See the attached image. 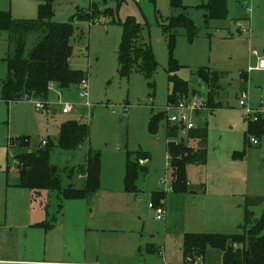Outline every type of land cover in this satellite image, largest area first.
I'll return each instance as SVG.
<instances>
[{
    "label": "rangeland",
    "instance_id": "1",
    "mask_svg": "<svg viewBox=\"0 0 264 264\" xmlns=\"http://www.w3.org/2000/svg\"><path fill=\"white\" fill-rule=\"evenodd\" d=\"M207 3L182 0L181 7H173L171 0H126L121 5L118 0H54V19L59 23L73 21L80 12L99 17L78 20L72 39V68L88 76L89 106L79 97L78 86L56 87L44 101L46 109L24 101L12 113L11 124L18 131L27 128L35 145L47 141L51 163L64 170L62 191L71 187L68 170L83 169L90 151L100 153V187L89 199H66L60 190L33 193L13 187L18 177L13 162L17 152L7 147L9 105L0 102V264L7 263L1 259L74 263L87 254L114 259L115 264L181 262L184 235L201 231L199 225L213 224L218 213L236 214L234 231L243 234L245 208L258 217L264 212V137L258 145L251 143L255 137L248 133L250 118L239 105L245 83L252 103H263L264 108V72L247 74V82L241 77L255 63L253 52L264 56V0H229V15L223 20L206 17ZM38 8L35 0H0V12L16 20H36ZM108 11L114 12L115 22L105 17ZM128 18L142 24L144 41L152 48L157 72L151 80L140 71L129 76L120 73L118 50L122 24ZM172 18L188 19L193 28L182 24L170 30ZM240 22L244 23L241 28ZM37 42L36 35L27 37V53ZM12 51L9 32H0V85L8 76L5 60ZM171 61L178 65L176 74L188 83L190 94L194 91L207 98L198 77L200 69L222 74L217 101L223 107L206 110L195 119L198 126L208 128V162L187 169L186 192L173 189L167 122L161 119L154 132L150 129L153 117L163 116L170 101ZM64 103L73 106L69 116L62 114ZM70 121L87 126L89 139L76 150L64 151L58 145L59 135ZM14 128L12 133H17ZM139 153L148 155L147 168L137 182L140 191L129 194L127 161L129 154L136 159ZM162 180H168L166 185ZM74 185L79 188V183ZM163 190L166 216L160 220L149 204L153 193ZM32 215L41 217L40 224H50V229H39L36 248L17 247L20 237L32 241L31 235L27 239L28 232L20 230ZM6 237L14 239L17 249L3 242ZM151 245L159 252L149 254ZM209 256H205L208 264L214 258V263L220 260L214 252Z\"/></svg>",
    "mask_w": 264,
    "mask_h": 264
},
{
    "label": "trees",
    "instance_id": "2",
    "mask_svg": "<svg viewBox=\"0 0 264 264\" xmlns=\"http://www.w3.org/2000/svg\"><path fill=\"white\" fill-rule=\"evenodd\" d=\"M35 1L39 4V15L36 20H16L10 13L0 12V32H9L10 42L13 45L12 53L5 60L8 65V77L2 82L0 91V99L7 103L21 101L25 94L43 101L48 98L52 84H56L60 89L70 90L88 78L84 72L71 67L74 48L72 39L75 36V23L78 20L92 21L99 17L88 12H80L73 21L59 23L54 19V0ZM125 1L118 0V3L121 5ZM171 4L173 7H181L182 0H171ZM205 8L208 11L207 18L223 20L229 15V0H208ZM104 15L106 18H111L113 22L116 21L113 11H108ZM182 24L193 28L192 22L188 19L172 18L169 23L170 30ZM122 25L123 36L118 50L120 73L123 76H129L133 71H140L148 80H151L157 72V62L151 46L144 41L142 24L135 18H128ZM32 34L37 36L38 42L27 53V37ZM170 66L168 76L171 95L168 104H177L197 92L193 91L190 94L188 83L176 74L179 67L174 61H171ZM198 77L207 90L208 108H222V103L217 101L221 91L222 74L211 69H200ZM241 77L244 82L248 81L247 73L242 72ZM242 87V90L246 89L245 83ZM161 119L167 122L165 112L163 116L153 117L150 123L151 131L154 132ZM248 133L257 139L264 137V117L257 123L249 122ZM208 135L207 125H204L191 132L188 143H167L174 192L188 191L187 169L189 166L206 165ZM167 137H177L176 132L172 129L168 131L167 128ZM88 139L89 128L70 121L62 126L58 145L64 151H72L78 149ZM24 145L23 141L19 142V147ZM48 146L47 143L35 152H24L15 156L14 159L18 162L16 168L19 171L17 187L32 191H62L64 170L51 163ZM136 155L134 159V154H129L127 161L125 176L127 193L139 191L137 182L147 168L141 167L139 160L141 156L146 157L147 154ZM76 171H82L85 175L83 186L65 189L62 191L64 197L66 199L91 198L100 187V153L90 151L84 168ZM76 171L71 170L70 175ZM158 194L153 201L155 206L165 199L164 193ZM244 229L243 234L233 235L187 234L183 239L184 255L185 257L189 255L207 257L211 255V252H216L223 264H264V214L259 219H255L247 206Z\"/></svg>",
    "mask_w": 264,
    "mask_h": 264
},
{
    "label": "crops",
    "instance_id": "3",
    "mask_svg": "<svg viewBox=\"0 0 264 264\" xmlns=\"http://www.w3.org/2000/svg\"><path fill=\"white\" fill-rule=\"evenodd\" d=\"M251 20V19H250ZM253 22V20H251L250 21V26H251V23ZM241 23H243V22H240L239 23V25L241 24ZM244 24V23H243ZM253 25V24H252ZM71 67H72V64H71ZM9 72V71H8ZM245 73H247V72H245ZM8 77V76H7ZM4 81V80H3ZM2 81V82H3ZM1 87H2V84L0 85V91H1ZM59 88L56 84H52L51 85V87H50V89H49V91H50V93L53 91V90H55V88ZM242 88L243 87H241V90H242ZM220 96V95H219ZM47 100V99H46ZM46 100H43V101H46ZM0 102H4L3 100H1L0 99ZM249 102H250V104L253 106V107H255V108H257L258 106H259V104L258 105H254L253 103H252V101H251V99L249 98ZM4 103H6L7 105H9V107H8V110H9V116H8V123H9V135H8V138H7V142H8V144H7V147H9L10 149H12V150H16V152H17V154H20V153H32V152H35V151H37V150H39L41 147H44L43 146V141L41 142V144H39V145H35V143L32 141V138H31V136L30 135H27L26 133H28V131H27V128H25V130H20V131H18L17 130V128H14L13 126H12V124H11V118H12V113L13 112H17V111H19L20 110V108H19V105H21V104H23L24 103V100H21V101H17V102H9V103H7V102H4ZM29 103V102H28ZM64 104H68V103H64ZM46 108H47V105H46ZM72 113V112H71ZM70 113V114H71ZM63 114V113H62ZM70 114H63L64 116H69ZM23 120L24 121H26L27 119L26 118H23ZM199 127H202V126H199ZM16 129L17 130V133H12V129ZM12 135H15V136H12ZM60 136V135H59ZM9 138H10V141H9ZM24 140V139H28L29 140V144L28 145H24V146H22V147H19V142L21 141V140ZM6 141V139H3V142H5ZM14 142H18V144H17V146H16V144H14ZM169 142V141H168ZM148 155H146V157H147ZM208 162V161H207ZM207 164V163H206ZM194 166H196V165H194ZM200 166H205V165H200ZM14 167L16 168V165L14 164ZM190 167H193V166H189L188 167V170H189V168ZM264 166H262V168H263ZM9 168L10 169H13L12 167H11V164L9 165ZM10 169H9V171H10ZM16 170H17V172H18V177H17V181H16V183H14V185H12L13 187H17L15 184H17L18 183V179H19V171H18V169L16 168ZM71 170H75L76 171V169H74V168H72ZM71 170H68L69 171V177H70V182H71V185H69V186H71V187H73V188H75V185H74V182H75V184L76 183H79V188H82V186H83V183H84V181H85V175L82 173V171H79V172H74V174L71 176L70 174V172H71ZM78 170H80V169H78ZM8 171V172H9ZM173 179V178H172ZM163 181V180H162ZM168 181V180H167ZM188 181H190V180H188ZM173 183V182H172ZM189 184H190V182H189ZM18 188V187H17ZM78 188V187H77ZM20 189V188H19ZM22 189V188H21ZM25 190V189H24ZM138 190H139V188H138ZM32 191V190H31ZM140 191V190H139ZM138 191V192H139ZM194 191V190H193ZM33 193L35 192V193H41L40 191H32ZM137 192V193H138ZM158 193H164L165 194V192H164V190L163 191H156V192H154L153 193V199L155 198L156 199V197H158ZM130 194V193H129ZM132 194V193H131ZM160 203H163L164 204V207H165V203H166V200L164 199V200H162ZM166 211V210H165ZM249 211L250 212H252L253 213V215H254V218L255 219H259L263 214H264V212L258 217L255 213H254V211H252V210H250L249 209ZM168 215H169V212H168ZM165 216H166V214H165ZM245 217H246V208H245ZM165 218V217H164ZM40 219H41V217H37V215H32V216H29V222L24 226V227H22L20 230H23V231H25V232H28V235H27V239H28V237L31 235L32 236V241L30 242V243H28V242H26V240H25V242L24 241H22V239H21V237L20 238H18V240H17V247H21V246H24V247H26V248H29L30 250H32V249H34V248H36L37 247V245L39 244V242H40V238H41V230H42V223L40 224ZM236 214H233L232 213V211H228L227 213H218L217 214V219H214V223L213 224H211V225H208V224H205V225H199V227H198V229L199 230H201V231H190V232H187L185 235H187L188 233L189 234H191V233H196V234H216V235H233V234H238V233H236L235 231H234V227L236 226V224L238 223L236 220ZM50 224H46L45 226H43V227H45V228H47V229H50ZM97 228H101V227H97ZM241 227H238V229H240ZM39 229H41V230H39ZM102 229V228H101ZM22 232V231H21ZM197 232H200V233H197ZM184 235V236H185ZM5 240H3V242H5V244L6 243H11V245H12V247H14V248H16L17 249V247L15 246V243H14V239L13 238H4ZM183 239H184V237H183ZM183 239H182V261L181 262H174V263H169V264H183L184 263V261H185V255H184V252H183ZM11 249V248H10ZM12 250V249H11ZM147 252L149 253V254H156V253H158L159 252V250H157L156 248H155V246L154 245H151L148 249H147ZM215 255H218V253H216V252H214V256ZM219 256V255H218ZM210 257V256H209ZM208 257V258H209ZM220 257V256H219ZM205 258V257H204ZM206 259V258H205ZM216 258H214V260H215ZM2 260V262H17V261H15V260H13V259H1ZM80 261H78V262H74V263H62V264H115V262H117L116 260H114V259H111V258H101V257H99V256H97V255H83L82 256V258L81 259H79ZM100 260H102V261H100ZM210 260H212L211 258L209 259V262H210ZM214 260H212V263H209V264H220L221 262H222V260H221V258H220V260H219V262L218 263H214ZM119 262H121L120 260H119ZM18 263H21V262H18ZM24 264V263H23ZM26 264H36V263H26ZM56 264H60V263H56ZM121 264H123V263H121Z\"/></svg>",
    "mask_w": 264,
    "mask_h": 264
},
{
    "label": "built area",
    "instance_id": "4",
    "mask_svg": "<svg viewBox=\"0 0 264 264\" xmlns=\"http://www.w3.org/2000/svg\"><path fill=\"white\" fill-rule=\"evenodd\" d=\"M244 26L243 23L240 24ZM253 56L255 57V63L250 65L247 71V74L255 71L264 72V56H258L257 52H253ZM80 88L79 97L85 101V104L89 106V85L88 78H85L81 81L78 86ZM24 101L32 102L38 109L44 110L46 109V103L41 99L34 98L29 94H25L23 96ZM239 105L242 111L245 113L248 118H250V122L257 123L260 118L264 117V108L263 103H261L257 108L253 107L249 102V94L248 91L242 90L241 96L239 97ZM205 96L196 93L191 95L189 98L178 102L177 104H167L164 108V112L166 114L167 120V128L168 131L176 132L175 138H169V142H186L188 143L191 132L199 128L196 123V118L201 115L204 111L209 110L208 103ZM63 106L62 113L70 114L73 110V106L71 104H61ZM26 143L29 142L28 139L24 140ZM251 143L253 145H258L259 141L257 138H252ZM43 146L47 144V141H43ZM14 164L17 166L18 162L14 159ZM170 165V164H169ZM168 181L163 180L162 183L166 185ZM172 189V188H171ZM149 208L153 209L156 212L157 218L163 220L166 214L165 207L163 203H160L158 206H155L153 203L149 204ZM235 247H238L235 245ZM1 264H23L18 262H7ZM183 264H208L205 261V258L198 255H189L185 258Z\"/></svg>",
    "mask_w": 264,
    "mask_h": 264
},
{
    "label": "water",
    "instance_id": "5",
    "mask_svg": "<svg viewBox=\"0 0 264 264\" xmlns=\"http://www.w3.org/2000/svg\"><path fill=\"white\" fill-rule=\"evenodd\" d=\"M147 162H148V159L146 157H142L140 159V165H141V167H146Z\"/></svg>",
    "mask_w": 264,
    "mask_h": 264
}]
</instances>
